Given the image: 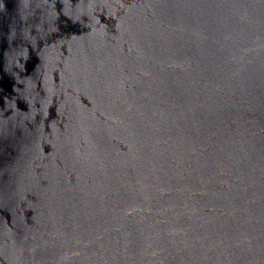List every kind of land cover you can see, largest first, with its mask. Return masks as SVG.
I'll return each mask as SVG.
<instances>
[{
    "label": "water",
    "instance_id": "1",
    "mask_svg": "<svg viewBox=\"0 0 264 264\" xmlns=\"http://www.w3.org/2000/svg\"><path fill=\"white\" fill-rule=\"evenodd\" d=\"M0 264H264V0H0Z\"/></svg>",
    "mask_w": 264,
    "mask_h": 264
}]
</instances>
